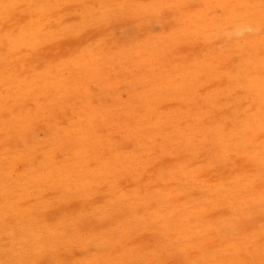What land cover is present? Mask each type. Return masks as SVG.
Masks as SVG:
<instances>
[{
  "label": "bare ground",
  "instance_id": "obj_1",
  "mask_svg": "<svg viewBox=\"0 0 264 264\" xmlns=\"http://www.w3.org/2000/svg\"><path fill=\"white\" fill-rule=\"evenodd\" d=\"M0 264H264V0H0Z\"/></svg>",
  "mask_w": 264,
  "mask_h": 264
},
{
  "label": "rangeland",
  "instance_id": "obj_2",
  "mask_svg": "<svg viewBox=\"0 0 264 264\" xmlns=\"http://www.w3.org/2000/svg\"><path fill=\"white\" fill-rule=\"evenodd\" d=\"M157 26V27H156ZM155 26V28H154V30H155V32L157 33V35H162L163 34V27L161 26V25H156ZM66 253H68V252H66ZM65 253V254H66ZM63 254V253H62ZM33 262V261H32Z\"/></svg>",
  "mask_w": 264,
  "mask_h": 264
}]
</instances>
